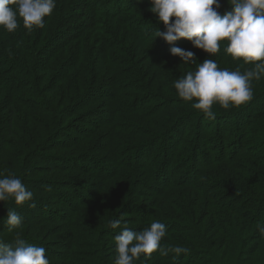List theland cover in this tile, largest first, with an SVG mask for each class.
<instances>
[{
    "label": "trees",
    "instance_id": "trees-1",
    "mask_svg": "<svg viewBox=\"0 0 264 264\" xmlns=\"http://www.w3.org/2000/svg\"><path fill=\"white\" fill-rule=\"evenodd\" d=\"M224 1L221 14L232 10ZM150 7V0H57L43 28L29 31L22 18L14 32L0 26V175L21 179L40 196L33 199V208L14 198L0 201V240L14 243L19 235L27 244L44 247L50 264H115L117 253L110 258L103 239H115L110 221L120 219L123 226L128 221L122 217L132 214L143 229L152 221L166 225L163 246L188 249L177 258L171 252L166 257L159 251L150 257L141 254L144 264H238L233 256L240 236L225 234L213 250L216 235L225 230L221 218L212 215L218 208L232 212L226 204L235 197L232 193L251 198L239 183L224 177L238 178L240 159L244 157L243 166L264 171L258 154L264 150V77L253 80L254 95L246 104L228 109L214 104L215 120L187 109L196 101L164 96L160 92L172 88L171 80L181 77L179 70L186 76L196 69L191 61L183 64L172 55L171 47L192 51L200 63L210 53L185 38L174 44L156 38L166 27ZM226 47L221 42V50L211 54L219 68L253 67L243 58L233 59ZM176 108L186 109L188 118ZM181 115L185 117L171 122ZM198 115L203 119L192 134L188 119ZM235 149L244 152L239 155ZM102 160L113 167H99ZM85 162L97 169L86 170ZM92 174L91 183L78 182ZM248 175L260 193L247 219L257 232L255 239L263 243L256 225L264 221V177ZM138 182L149 190L139 200H148L133 211L129 204L139 203L143 189H135L138 196L132 192ZM105 197L113 214L101 208ZM180 197L189 209H182ZM57 203L67 212H58ZM8 208L22 217L21 226L12 231L4 223ZM205 212L213 230L221 224L219 231L191 236L183 219L199 226ZM198 213L203 214L193 215Z\"/></svg>",
    "mask_w": 264,
    "mask_h": 264
},
{
    "label": "clouds",
    "instance_id": "clouds-1",
    "mask_svg": "<svg viewBox=\"0 0 264 264\" xmlns=\"http://www.w3.org/2000/svg\"><path fill=\"white\" fill-rule=\"evenodd\" d=\"M56 4L57 0H0V26L14 32L19 27L18 18H22L29 31L34 27L43 28L44 18L51 16ZM150 4L149 10L157 14L158 22L166 27V31L156 32V38L162 37L169 44L185 38L194 47L210 54L218 53L221 42L226 41L225 51L233 59L243 58L244 64L253 65L243 72L239 68L230 71L219 68L213 59H205L196 65L195 71H189L174 82L180 98L184 101L195 99L192 107L211 120L216 119L214 104L228 109L253 98V80L264 77V0H228L232 10L223 14L219 11L220 0H150ZM170 51L179 56L183 64L196 62L192 51L180 47H171ZM33 196L21 179L0 175V201L14 198L16 204L22 205ZM5 221L7 230L12 231L21 226L22 217L8 208ZM110 226L119 229L115 236V264H134L141 254L150 257L157 251L162 257L170 252L176 256L188 253L186 247L167 248L161 244L167 228L159 221H152L141 231H134L126 222L121 226L120 219L110 221ZM256 228L264 238V221ZM0 264H50V261L44 247L27 244L17 235L14 243L0 240Z\"/></svg>",
    "mask_w": 264,
    "mask_h": 264
},
{
    "label": "rangeland",
    "instance_id": "rangeland-1",
    "mask_svg": "<svg viewBox=\"0 0 264 264\" xmlns=\"http://www.w3.org/2000/svg\"><path fill=\"white\" fill-rule=\"evenodd\" d=\"M225 1L223 3L224 4V7H226L227 5H229L228 4V0L226 2ZM209 55H210V57H208ZM206 57H207V59L210 58V59L215 60V58L211 54H206ZM199 63H200V60H198L197 62H195V64H192V65L193 66L194 65H198ZM246 66L240 68V70L243 72L245 69H247ZM218 67H220V65H218ZM178 73H179V75L181 77L180 78H175V79L171 80V83L169 84V86L172 87V88H166L165 89V92H160L161 94H163L164 96L174 95L175 97H179L178 96V93H177V90L174 87V82L176 80H178V79H181V78L185 77V75L181 72V70H179ZM193 101H195V99ZM150 106H152V105H150ZM173 108H175V107H173ZM176 109H180V110L184 111V113L182 115H186V117L185 116H182V115L181 116H176L171 122H176V121H178L180 119H183L182 117L188 118L187 117V113H186V109L185 110L184 109H181V108H176ZM187 109L189 111H191V110H197V109H194V108H187ZM168 110H171V109H168ZM197 111H200V110H197ZM201 114H204V113L201 112ZM196 117H197L196 119H190V120L188 119V122H190V124H192V126H190L191 127V133L192 134H194V132L196 131L195 130V127L196 126L199 127V124L198 123L201 122L202 119H203V117L202 116H199V115L196 116ZM258 120H259L258 121L259 122L258 125H261L262 124L261 121H263V118H260ZM76 124H77V121L75 120V122L73 123V126L76 125ZM170 125H172V124H170ZM258 125L253 130L254 132H257V130H259ZM258 133L259 134H261V133L263 134V132H258ZM73 136H76V134L73 133ZM235 151L236 152H239L238 153L239 155H242L241 152L242 153L244 152V150H241V149L240 150L239 149L238 150L235 149ZM252 152H254V151H251L249 154H251ZM258 152H260L258 154L259 155H262V157L264 159V150H262V151L259 150ZM157 153H155V154L152 153L151 158H153ZM243 158L240 159L238 168L244 170V172L239 171V169H235V172H236L235 175H238V178H234V176H231V175H228V174H226V176H224V177L229 178V179L233 180L236 183H239L240 184L239 188H243L244 189V192L247 193V194H249L251 198L247 200V199L242 198V196L241 195H238L237 193H232L233 196L235 195V197H233L232 199H229V200L227 199L228 201L226 203L227 206H228V208H232V212H229L227 210H223V209L218 208V209H215L216 212L214 211L215 216H213L212 215L213 213H211V215H212L213 218H215L216 216L218 218H221V223H223V227H224V230H225V232L222 231L221 234L216 235V237H215V245H216V247L213 245V250H217L218 249L219 240H221L222 239V236L224 237L225 234H227V235L229 234L232 238L234 236H240L241 237V241L238 243V245H237V247L235 249V253L236 254L233 256L234 257V260H238V264H264V242L263 243L261 242L262 243V245H261V243H258L257 239H255V236L257 235V232L254 230V228H252L251 225H249V221L247 219V217L250 216V214H252V212H253L252 209H253V206L254 205L252 206V203H253L254 200H256V197H258V194L260 193L259 192V189L258 188H255L254 185H253V184L256 183V181L251 180V178L249 177L248 173L249 172L250 173L251 172H255L258 177H261L262 178V177H264V171L263 170H260V171L257 172L256 171V169H257L256 166L257 165L254 166L252 164H248L249 166L248 165L243 166L244 165V163L242 162ZM245 162H248L249 163L248 160H246ZM256 162H258V161H256ZM227 165H225L226 171L228 170ZM83 166L88 171H92L93 168L97 169V167L95 165H91V163H89V162H85ZM98 166L99 167L100 166H104L105 168H110V169L113 167L112 163H109V162L103 161V160L101 161V164L98 165ZM155 166H158V164L155 165ZM124 171H126V172L129 173V171H127V170H124ZM85 174H87V172H85ZM93 177L94 176L92 174V175L88 176V179H86V180L79 179L78 182H81V183L83 182L84 184H88L89 182L91 183V181H89V179L90 180H93L94 179ZM229 179H228V181H229ZM135 186L136 187L133 188V189H131V190H132L133 193H135V196H138L136 194V192H135V189L137 187H138V189L139 188H143V187L141 185L139 186V182L136 183ZM250 190H252V191L253 190H256V194H252V191H250ZM64 191H66V190H64ZM143 191H146V192L148 191L149 192V190H147V188L144 187L142 189V191L140 192V195L138 196L139 203H136L135 205L129 204L130 207L134 206L133 211H135V208H138L137 205L139 206L141 203H143L144 201L148 200V197L143 198L142 200H139L140 197H142V196H144L146 194ZM233 191L236 192L235 189L229 190V192H233ZM65 193L69 197H73L71 195V193H69L68 191H66ZM39 197L40 196L34 194L33 199L34 198H39ZM216 198L218 200H223V198H220L219 194L217 195ZM33 199L31 201L25 202L24 203V206H26L27 208H33L31 206ZM179 199H181V197ZM106 201H108V199L105 197L104 198V201L102 203L104 205H106V206L105 207L102 206L101 207L102 210L103 211H106L105 209H107V211H110V214H113V213H111V208H110V206H108V204L106 203ZM179 204L181 205V207H182L183 210H184V207H185V209H189V203H188L187 200H185V201L182 200V202L179 201ZM130 207H129V209H130ZM55 208H56V210L58 212H61V213H66L67 212L66 210H64L63 206H60L58 203L56 204ZM107 211H106V213H107ZM202 214L203 213H198V214H193V215L198 218V216H200ZM122 218H125L128 221L127 224L133 230H135L138 227L141 228V229H143V227L139 223H136L138 219L134 215H132V214H126ZM183 222H184V230L187 231V232H189L191 234V236H195V237L196 236H201V235H209L211 233H216L217 231H219V228L221 227V224H220V227L218 229L213 230V224H212L213 221H211V217H208L207 216V213L206 212H205V214L202 215V217H201V225H199V226H195L194 223L191 220L186 219V218L183 219ZM215 225H216V223H215ZM121 226H122V224H121ZM111 233H114L113 236H116L119 233V229H113V231H111ZM84 239H85V237H84ZM91 240H93V239H91ZM185 240H186V238H185ZM188 240L189 239H187V241ZM230 242H233V239H231ZM103 243H105V246L106 247L108 246L111 249L110 258L113 257V256H115L116 253H117L116 252L115 239L114 240H110V236H109L108 238L103 239ZM189 243L192 244L190 241H189ZM258 245L259 246L261 245V246H260V249L258 250V252L255 254V251H256L255 250V247H259ZM46 247L49 248V249L50 248L51 249L53 248L51 245H46ZM85 249H86V247L84 248V250ZM180 256H184L183 253ZM177 257L178 256L174 255V258H177ZM140 260H141V263H139V264H144L143 262H145V260L144 259H140ZM56 264H59V263H56Z\"/></svg>",
    "mask_w": 264,
    "mask_h": 264
}]
</instances>
